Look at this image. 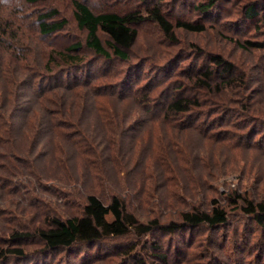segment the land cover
Instances as JSON below:
<instances>
[{
  "label": "trees",
  "instance_id": "1",
  "mask_svg": "<svg viewBox=\"0 0 264 264\" xmlns=\"http://www.w3.org/2000/svg\"><path fill=\"white\" fill-rule=\"evenodd\" d=\"M215 2L203 1L197 9L207 12ZM73 4L77 25L86 30V49L104 63L130 60L139 23L151 20L169 38L175 37V27L193 32L208 28L197 20L173 22L156 5L146 12L121 14L96 12L83 0H73ZM259 6L251 1L245 15L258 17ZM55 13H39V31L31 33L15 28L13 21L0 15L1 211L9 212L22 197L27 212L38 208L41 218L38 224L13 229L9 234L13 242L0 246V259L27 258L26 250L16 244L35 236L45 255L51 250L100 247L131 235L142 237L156 231L172 235L229 224L225 205L208 194L200 200L198 190L207 186L204 179L217 180L221 171L205 154L215 134L210 130L228 114L220 115L226 107L218 97L235 81L213 83L217 69L211 67L189 76L195 88L218 96L211 109H204L200 95L186 93V81L178 87L167 85L164 93L163 87L155 91L150 81L131 84L132 74L123 69L111 72L109 67H99L93 73L78 42L64 49L35 51L32 42L41 49L45 39L66 24L65 19H53ZM241 44L263 47L250 40ZM211 62L231 72L232 64L222 56L212 55ZM99 73H104L106 81H100ZM245 106L246 117L264 126V103ZM213 114L217 116L207 118ZM192 132L202 136L196 150L188 144ZM35 189L65 199L69 208L62 213L44 209V202L28 195ZM159 192L161 206L175 210V217L139 219L133 209L135 200L149 204ZM228 198L236 210L239 207L257 227L264 228V197L234 191ZM114 247L124 258L122 264H148L146 255L167 262L161 252L148 251L146 242L115 243ZM149 248L161 250L155 242Z\"/></svg>",
  "mask_w": 264,
  "mask_h": 264
},
{
  "label": "rangeland",
  "instance_id": "2",
  "mask_svg": "<svg viewBox=\"0 0 264 264\" xmlns=\"http://www.w3.org/2000/svg\"><path fill=\"white\" fill-rule=\"evenodd\" d=\"M83 1L96 12L115 11L121 14L135 10L146 12L147 8L156 5L173 22L178 19L197 20L208 26L203 32L175 27V37L169 38L160 26L151 20L139 23L136 25L139 34L131 50L130 60L104 63L102 58L86 49L84 45L86 30L77 25L73 0H0V15L13 21L15 28L19 26L21 31H30L29 33L39 31L36 22L39 13L56 11L53 19H65L66 24L47 37L41 44V49L35 46V42H30V45L35 51H48L64 49L78 42L80 53L84 61L92 67L93 73H97L99 67H109L111 72L123 69L132 74L131 84L138 81L137 85H143L150 81L154 83L155 91L159 92L164 88V93L168 91H165L167 85L178 87L186 81V93L200 95L205 103L204 109H211L214 105L212 101L218 96L212 91L195 88L189 76L211 67L217 69L213 83L229 84L235 81L229 84L223 96L218 97L223 99L226 107L220 115L228 114L225 120H218L215 128L210 130L215 134L205 154L206 159L215 161L221 171L217 180H211L209 177L204 179L207 186L198 190L200 200L204 201V195L208 194L225 205L230 222L218 229L202 227L172 235L156 231L142 237L131 235L125 239L106 242L100 247H87L79 251L51 250L45 255L40 253L44 246L35 236L16 244L26 250L29 255L27 258L11 256L5 260L0 259V264H122L124 258L119 255V248L114 247L115 243L138 241L146 242L148 251L161 252L167 256V262L163 263L145 254L148 264H264V228L257 227L242 214L239 207L236 210L228 198L234 191L249 197H264V126L258 124L257 120L246 117L248 110L245 106V103H264V0H216L207 12L198 10L197 5L208 0ZM251 1L260 5L258 17L245 15L246 6ZM103 39L107 38L103 35ZM247 40L262 43L263 47L241 44ZM26 41L28 43V40ZM214 54L222 56L232 64L231 72H223L221 67L211 62V56ZM96 75L101 78L100 81L105 77L104 73ZM216 116L217 114H213L207 118ZM188 137L190 149L196 150L202 139L201 134L192 132ZM197 171L195 169L194 173ZM160 193L153 194L154 201L149 204L135 200L133 209L139 219L144 221L152 217H175V210L161 206L160 198L163 195ZM28 195L36 201L44 202V209L48 211L54 209L62 213L69 208L65 199H57L49 192L41 193L35 189V192ZM16 205L17 208L4 213L1 211L3 205L0 206V246L13 242L9 234L13 229L20 227L19 225L38 224L41 219L38 216V208H32L31 213L27 212V204L22 197L18 198ZM151 242H155L161 250L156 252L149 248Z\"/></svg>",
  "mask_w": 264,
  "mask_h": 264
}]
</instances>
